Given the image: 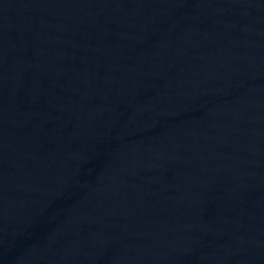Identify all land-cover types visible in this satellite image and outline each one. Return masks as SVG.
Segmentation results:
<instances>
[{"label": "water", "instance_id": "water-1", "mask_svg": "<svg viewBox=\"0 0 264 264\" xmlns=\"http://www.w3.org/2000/svg\"><path fill=\"white\" fill-rule=\"evenodd\" d=\"M0 264H264V0H0Z\"/></svg>", "mask_w": 264, "mask_h": 264}]
</instances>
